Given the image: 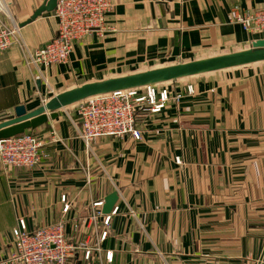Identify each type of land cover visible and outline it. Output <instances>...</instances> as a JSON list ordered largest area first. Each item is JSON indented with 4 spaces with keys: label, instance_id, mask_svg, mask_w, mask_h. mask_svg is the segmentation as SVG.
Returning a JSON list of instances; mask_svg holds the SVG:
<instances>
[{
    "label": "crops",
    "instance_id": "crops-1",
    "mask_svg": "<svg viewBox=\"0 0 264 264\" xmlns=\"http://www.w3.org/2000/svg\"><path fill=\"white\" fill-rule=\"evenodd\" d=\"M44 1L10 0L0 14L21 40L0 54V121L86 83L264 40L228 19L235 7L264 10V0H111L102 38L75 42L65 64L36 68L25 56L54 38L56 20L49 12L20 24ZM160 85L181 98L138 115L140 140L100 138L87 149L75 105L31 130L47 157L31 169L0 167V260L19 220L31 232L63 219L66 238L84 240L95 231L92 202L116 192L100 255L87 262L77 254L69 264H264V62Z\"/></svg>",
    "mask_w": 264,
    "mask_h": 264
},
{
    "label": "built area",
    "instance_id": "built-area-1",
    "mask_svg": "<svg viewBox=\"0 0 264 264\" xmlns=\"http://www.w3.org/2000/svg\"><path fill=\"white\" fill-rule=\"evenodd\" d=\"M8 4L10 0H0V14L6 13ZM111 10V0H56L52 11L56 20L54 38L29 52L25 63L44 69L65 64L75 42L92 35L103 37L108 30L105 17ZM228 19L249 34L264 33V10L241 11L235 7ZM14 44L21 48L17 27L7 25L0 17V54ZM187 92L193 93L192 87L189 86ZM180 98V94H172L160 84L87 98L75 104L81 122L80 138L87 149L100 138L123 139L130 135L140 140L141 131L136 126L138 115L158 113L167 104L178 103ZM52 136L55 140L54 134ZM46 157L44 143L32 133L0 139V167L3 170L31 169L39 166ZM174 160L181 164L180 157ZM60 201L64 214L70 206L65 196ZM103 203V200L92 202L87 221L95 231L79 242L66 238L63 219L31 232L26 230L24 221L19 220L17 227L12 229L13 248L0 264H69V259L77 254L82 260L91 261L94 255H100L111 216L116 212L114 208L109 214L102 213ZM99 224L103 229L98 228ZM104 260L111 262L112 254L106 252Z\"/></svg>",
    "mask_w": 264,
    "mask_h": 264
},
{
    "label": "water",
    "instance_id": "water-1",
    "mask_svg": "<svg viewBox=\"0 0 264 264\" xmlns=\"http://www.w3.org/2000/svg\"><path fill=\"white\" fill-rule=\"evenodd\" d=\"M56 0H45L26 22L20 27L35 20L42 13L52 12ZM264 62V40L252 42L246 50L213 56L187 63L156 68L127 76L106 79L100 82L86 83L50 98L39 108L27 112L24 106L15 108L14 117L0 121V139H7L35 128L54 119L56 112L62 108L75 105L87 98L116 91L139 88L147 85L163 84L176 80L204 75ZM39 85V82H37ZM47 113L48 116H47ZM118 199L113 192L104 199L102 213L109 214Z\"/></svg>",
    "mask_w": 264,
    "mask_h": 264
},
{
    "label": "rangeland",
    "instance_id": "rangeland-1",
    "mask_svg": "<svg viewBox=\"0 0 264 264\" xmlns=\"http://www.w3.org/2000/svg\"><path fill=\"white\" fill-rule=\"evenodd\" d=\"M125 71H123V73H124ZM188 93V92H187ZM189 95H194L195 94V90L193 89V93H188ZM45 104V103H44ZM76 109H77V107L75 106V112H76ZM182 164V163H181Z\"/></svg>",
    "mask_w": 264,
    "mask_h": 264
},
{
    "label": "trees",
    "instance_id": "trees-1",
    "mask_svg": "<svg viewBox=\"0 0 264 264\" xmlns=\"http://www.w3.org/2000/svg\"><path fill=\"white\" fill-rule=\"evenodd\" d=\"M25 133H32V132H31V130H27V131H25ZM32 134H33V133H32Z\"/></svg>",
    "mask_w": 264,
    "mask_h": 264
}]
</instances>
